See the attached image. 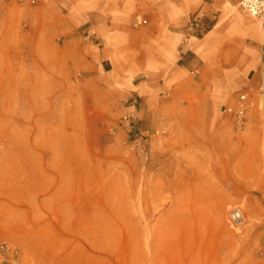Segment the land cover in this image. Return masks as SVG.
Masks as SVG:
<instances>
[{
  "label": "crops",
  "instance_id": "0c3cea01",
  "mask_svg": "<svg viewBox=\"0 0 264 264\" xmlns=\"http://www.w3.org/2000/svg\"><path fill=\"white\" fill-rule=\"evenodd\" d=\"M216 9L217 0H42L32 17L41 25L31 27L39 69L87 72L78 100L99 115L140 100L134 114L151 138L129 147L139 159L100 160L125 167L105 181L85 179L84 158L55 177L50 151L15 153L20 165L31 157V169L0 175V245L17 251L10 264H264L249 233L227 221L264 182L259 143L246 141L260 134L253 115L239 132L229 112L262 80L264 27L239 7L212 21ZM191 18L208 24L201 36ZM81 28L94 44L81 43ZM144 166L156 168L148 191L135 186Z\"/></svg>",
  "mask_w": 264,
  "mask_h": 264
},
{
  "label": "rangeland",
  "instance_id": "374dc122",
  "mask_svg": "<svg viewBox=\"0 0 264 264\" xmlns=\"http://www.w3.org/2000/svg\"><path fill=\"white\" fill-rule=\"evenodd\" d=\"M238 1L217 0L212 21L222 14L229 18L237 15ZM41 4L42 0H35L33 4L29 0H0V175L13 176L19 170L27 174L31 169L28 165L31 157H26L28 161L20 165V157L15 153H29L27 149L38 147L53 154L51 173L55 177L76 173L77 167L73 166L75 164L71 160L84 158L92 161V166L87 163L83 168L85 179L89 181L95 175L105 181L108 175L118 173L125 167H101L98 165L100 160H125L131 158V153H134V159H139L141 156L129 151V147L138 148L149 144L151 134L144 127L143 120L134 114L141 109V101L136 99L122 105L111 104L99 115L97 104L78 100L76 85L89 77L87 72H63L57 69L60 65L56 63L53 71L40 70L39 63L35 62L37 56L33 55L35 48L31 36H34V32L31 27L41 25L32 22V17L39 14L37 10ZM44 11L41 13L44 14ZM4 19L6 24L1 23ZM193 19L188 27L192 23L193 33L201 36L208 24L204 23L203 26L198 21L194 23ZM80 31L81 43H95L92 32L84 31V28ZM104 77L108 78L107 75ZM261 88L262 80L258 87L238 96L247 95L246 121L251 113V119H254L260 131L257 139L247 138L246 141L259 143L264 178V110L260 107ZM128 107H134L131 113L123 110ZM9 149L20 150L16 152ZM138 169H142V172L134 173L137 190H150L156 178V168L144 166ZM254 192L257 196L241 200L228 210L227 221L236 232L249 233L256 242L258 256L264 258V182L260 192ZM135 201L140 206L147 205L149 200ZM234 213L239 214L237 220L232 217ZM138 217L149 221L153 215ZM118 218L124 219L125 216L118 215Z\"/></svg>",
  "mask_w": 264,
  "mask_h": 264
},
{
  "label": "built area",
  "instance_id": "2783aa9c",
  "mask_svg": "<svg viewBox=\"0 0 264 264\" xmlns=\"http://www.w3.org/2000/svg\"><path fill=\"white\" fill-rule=\"evenodd\" d=\"M29 2L33 4L35 0H29ZM238 7L243 13L260 22L264 27V0H239ZM261 77L262 88L260 89L261 92H259V96H261L260 107L264 110V92L262 91L264 88V59L261 68ZM247 109V95L241 94L238 96V100L234 109L229 110V112L232 114L233 123L236 131H240L244 128L246 123ZM233 219L237 220L238 218L233 217ZM16 257V250L4 244L0 245V264H10L16 260Z\"/></svg>",
  "mask_w": 264,
  "mask_h": 264
},
{
  "label": "bare ground",
  "instance_id": "6f19581e",
  "mask_svg": "<svg viewBox=\"0 0 264 264\" xmlns=\"http://www.w3.org/2000/svg\"><path fill=\"white\" fill-rule=\"evenodd\" d=\"M233 217H234V218H239V214L236 213V214L233 215Z\"/></svg>",
  "mask_w": 264,
  "mask_h": 264
}]
</instances>
